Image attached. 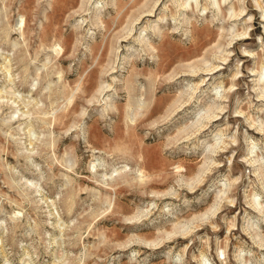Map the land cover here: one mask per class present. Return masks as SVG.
Wrapping results in <instances>:
<instances>
[{
  "label": "rangeland",
  "instance_id": "obj_1",
  "mask_svg": "<svg viewBox=\"0 0 264 264\" xmlns=\"http://www.w3.org/2000/svg\"><path fill=\"white\" fill-rule=\"evenodd\" d=\"M151 3L0 0V264H264V0Z\"/></svg>",
  "mask_w": 264,
  "mask_h": 264
},
{
  "label": "bare ground",
  "instance_id": "obj_2",
  "mask_svg": "<svg viewBox=\"0 0 264 264\" xmlns=\"http://www.w3.org/2000/svg\"><path fill=\"white\" fill-rule=\"evenodd\" d=\"M176 1H178V0H176ZM157 2V0H152V3H151V5H149L148 6V8H146L145 10H142L141 11V13H143L144 11H146L148 14L150 13V12H152L153 11V7H154V5H155V3ZM179 5H182V6H184L185 5V3L184 2H181V3H179ZM257 5L258 6H260V3L259 2H257ZM242 10H240L239 9V11H237V12H234V13H231V15H237V14H240V12H241ZM138 16H139V14H138ZM263 16H264V14H263ZM134 19H138V17H134ZM130 29H132V28H130ZM236 35H240V34H245V31H241V32H236L235 33ZM220 57V56H219ZM222 60H224L225 59V57L224 56H221L220 57ZM216 65H212V66H210V67H206V68H201V67H198L197 69H195V68H190L189 69V71H191V72H195V71H198V70H206V71H209V70H211L212 68H214ZM261 128H259V130H260ZM252 205V204H251ZM255 208H257L256 206H254ZM217 208V207H216ZM260 209H258V211H259Z\"/></svg>",
  "mask_w": 264,
  "mask_h": 264
}]
</instances>
